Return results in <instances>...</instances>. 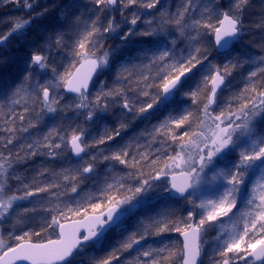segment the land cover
<instances>
[{
    "label": "snow or ice",
    "instance_id": "snow-or-ice-1",
    "mask_svg": "<svg viewBox=\"0 0 264 264\" xmlns=\"http://www.w3.org/2000/svg\"><path fill=\"white\" fill-rule=\"evenodd\" d=\"M0 6V264H264V0Z\"/></svg>",
    "mask_w": 264,
    "mask_h": 264
},
{
    "label": "rangeland",
    "instance_id": "rangeland-1",
    "mask_svg": "<svg viewBox=\"0 0 264 264\" xmlns=\"http://www.w3.org/2000/svg\"><path fill=\"white\" fill-rule=\"evenodd\" d=\"M13 10V9H12ZM14 11V10H13ZM15 12V11H14ZM115 42V41H114ZM147 124V122H145V125ZM145 125H141L142 127H144ZM93 134H95V132L93 133ZM41 159H43V158H36V165H32V164H30L29 165V167H34V166H37L39 163H40V161H41ZM24 171V169L22 168V170L20 171L21 173ZM225 223L227 224V218H225ZM219 229H215V230H213V231H211L210 233H209V236H208V239H209V241L211 242V238L212 237H214L215 235H216V231H218ZM170 235V237H171V239L172 240H179V235L178 234H176L177 236H175L174 237V235H175V233H172V234H169ZM98 255H103V253H97ZM125 255H127V253H125ZM204 264H209V261H208V259H207V257H204Z\"/></svg>",
    "mask_w": 264,
    "mask_h": 264
},
{
    "label": "trees",
    "instance_id": "trees-1",
    "mask_svg": "<svg viewBox=\"0 0 264 264\" xmlns=\"http://www.w3.org/2000/svg\"><path fill=\"white\" fill-rule=\"evenodd\" d=\"M257 3H258V6H259V0H257ZM5 14L18 15L19 13L14 12L11 7H2V6H0V17L4 16ZM251 40H252V37L246 38V40L244 41V43L245 44H248V45H251ZM111 43H115V42L114 41H111ZM252 51L258 52L259 49L253 47L252 48ZM21 170H22V168L19 171H21ZM175 236H177L176 233H175L174 237Z\"/></svg>",
    "mask_w": 264,
    "mask_h": 264
},
{
    "label": "water",
    "instance_id": "water-1",
    "mask_svg": "<svg viewBox=\"0 0 264 264\" xmlns=\"http://www.w3.org/2000/svg\"><path fill=\"white\" fill-rule=\"evenodd\" d=\"M183 238L182 237H179V240H182Z\"/></svg>",
    "mask_w": 264,
    "mask_h": 264
}]
</instances>
